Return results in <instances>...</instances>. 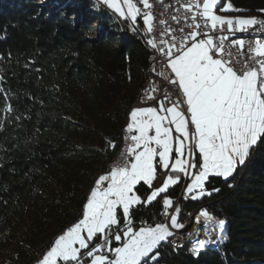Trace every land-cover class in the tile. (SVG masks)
<instances>
[{"label": "trees", "instance_id": "trees-1", "mask_svg": "<svg viewBox=\"0 0 264 264\" xmlns=\"http://www.w3.org/2000/svg\"><path fill=\"white\" fill-rule=\"evenodd\" d=\"M228 2L244 10L228 15L264 18V0ZM148 40L142 15L119 19L93 0H0V248H12L0 264H35L82 217L144 87ZM183 186L182 178L151 204L132 207L131 225L165 224L163 200L173 206ZM204 190L211 194L181 197L175 213L184 221L202 210L225 221L223 242L196 255L169 237L147 264H264V138L233 176H209ZM151 192L137 185L142 200ZM118 218L114 233L124 226L121 210Z\"/></svg>", "mask_w": 264, "mask_h": 264}, {"label": "snow or ice", "instance_id": "snow-or-ice-1", "mask_svg": "<svg viewBox=\"0 0 264 264\" xmlns=\"http://www.w3.org/2000/svg\"><path fill=\"white\" fill-rule=\"evenodd\" d=\"M138 2L148 10L153 7L150 0ZM101 4L133 23L141 15V8L137 6L136 0H95L98 10ZM218 6L220 12L244 11L233 8L228 0H190L184 5L186 12L193 13L187 18L191 23L185 20L186 26L192 31L178 43L175 42L177 38L172 37L174 42L165 53L170 61L168 67L174 73V78L169 83L176 85V91L183 100L173 102L171 107H165L164 100H161L157 102L158 108H137L130 113L131 123L126 131H136L139 135L128 137L133 144L127 149L126 155L135 154L134 162L118 164L109 175L99 178L89 195L82 219L54 241V246L42 258L41 264H85L88 258H91L90 264H141L142 261L147 264L146 258L149 257L157 260L159 253L156 252L154 256L151 254L174 234L167 225L134 230L131 227V208L151 204L162 193L167 192L170 186L179 183L178 176L174 178L170 175L162 186L153 190L144 200L136 195L137 185L141 182L152 188L153 181L156 180L154 162L157 156L160 166L165 171L169 170L173 131L180 134L175 140L178 144L176 151L181 158L175 159L171 172L188 176L189 169L196 168L193 148L198 150L202 161L198 174L192 177V183L187 188L189 194L198 192L197 195L190 196L193 200L211 194L204 190L209 176L222 177L224 180L233 176L237 168L245 164L250 150L264 138V40L257 39L254 46H249L250 59L243 65L247 70L241 72L234 69L231 59L225 58L232 55L225 47L229 35L214 38L210 34L222 31L226 26L227 32L234 36L236 32L243 33L257 25L264 27V20L255 17H222L216 14ZM259 11L264 12V9ZM198 16L201 22H197ZM143 18L147 24V33H151L155 17L151 11H147L143 13ZM173 19L180 23L176 17ZM179 31L183 32L184 29ZM199 36L205 38L198 39ZM147 43L153 49L157 48L154 40L150 39ZM231 47L238 48L243 55L245 40L236 39ZM173 52L179 54L173 58ZM252 62V67H248V63ZM0 92H3L2 88ZM147 98L155 99L151 95ZM181 103L186 105L184 111L180 110ZM6 110L10 113L11 105ZM185 112L189 115L186 116ZM189 123L194 128L191 133ZM150 132L154 134L149 135ZM138 149L142 150L137 151ZM186 153L192 157L191 164L185 158ZM106 182L108 186L102 188ZM172 203L171 199L163 200L165 209L171 207ZM117 209H122L124 226L121 231L114 233L113 226L121 224ZM202 214L208 215L206 212ZM178 215L177 210V215L170 221L171 226L177 229L184 227L177 223ZM224 228L225 221H220L214 227L209 226V235L217 231V242L222 243L225 238ZM121 235L126 238V243L113 250L109 236L120 241ZM97 237L103 242H98L90 249L89 245ZM204 246L205 242L200 241L193 250L194 254L199 255ZM104 251H114L115 259L109 261L107 256L97 255Z\"/></svg>", "mask_w": 264, "mask_h": 264}, {"label": "built area", "instance_id": "built-area-1", "mask_svg": "<svg viewBox=\"0 0 264 264\" xmlns=\"http://www.w3.org/2000/svg\"><path fill=\"white\" fill-rule=\"evenodd\" d=\"M189 2L190 0H163V2H161V0H150V3H152L153 7L149 11L152 12L155 19L153 21V31L149 33V37L151 40H154V42L157 44V48L153 50L154 65L152 71V85L150 86V89L146 92L143 102H137L136 104H134L132 106V110L141 108L146 105L158 106L157 102L161 100H164L165 107H171L173 102H181L183 100V97L179 95L176 91V85H172L169 83V81L172 78H174V73H172L171 69L168 67L170 61L169 58L165 55V53L168 51V47L174 42L172 37H176L177 41L175 42L178 43L179 40H182L190 31H192V29H189L185 23V20H187L188 23L192 22L190 19L187 18L193 15V13H188L184 10V5L188 4ZM177 9H179V11H177ZM194 11L196 10L194 9ZM173 17L179 19L180 23H177L176 19H173ZM260 19H263V17H260ZM197 22H201L199 16L197 17ZM181 28L184 29L183 32L179 31ZM169 30H171L170 35H169ZM249 30H254L256 32H259L260 40H264V27L257 25L255 27L249 28ZM210 34L214 38L217 36L229 35V40L225 41V47L228 51L231 52L232 55L230 57L225 56V58L231 59L233 61L232 66L234 67V69L241 72L247 70L246 68L243 67V65L245 62L249 61L250 55L248 49L249 46H254L255 42L245 41V48L243 50L244 54L241 55V52L238 48L231 47L232 42L236 39H235V35L233 36L227 32L226 26L224 30L211 32ZM204 38H205L204 36L198 37V39H204ZM178 54L179 53L173 52L172 54L173 58L175 57V55ZM237 61H240V63H237ZM253 63L254 62L248 63V67H252ZM153 89H155V91H153ZM149 95L155 97V99L149 100L147 98ZM166 97H170V99H165ZM185 107L186 105H183L181 103L180 110L184 111ZM185 115L188 116L189 114L185 112ZM131 135L132 133H128L126 131V135L123 137V139L119 141L116 152L111 159L113 160V167H108V169L112 170L118 164H124V163L130 164L131 156H127L126 151L133 144V142L128 138ZM177 203L175 207L173 206V208L177 207ZM174 211L175 209L174 210L172 209V212ZM200 211L202 210L194 211L191 214L194 215L195 213H198ZM199 215L201 214L199 213L198 216ZM171 217L172 215H170V218ZM187 219L185 222L186 224H187ZM203 227L205 226H201L198 222V227H197L198 231H196L198 233L194 231L195 233L193 236L190 235L191 237H187L186 234H184L183 230L178 229L174 232V235L169 238V243L172 245V243H180L182 242V240H189V242L193 244L197 239L199 240L198 242H200V240H202ZM217 241L215 242V244L218 243Z\"/></svg>", "mask_w": 264, "mask_h": 264}, {"label": "rangeland", "instance_id": "rangeland-1", "mask_svg": "<svg viewBox=\"0 0 264 264\" xmlns=\"http://www.w3.org/2000/svg\"><path fill=\"white\" fill-rule=\"evenodd\" d=\"M94 1V3H95V0H93ZM137 2V1H136ZM54 5L55 6H58V1L57 2H55L54 3ZM100 6H103V7H105V8H107V6L106 5H103V4H101V5H99V7ZM137 6L138 7H140L141 8V15L143 16V13L144 12H147V11H149L148 9H145L144 7H143V5L142 4H140L139 2H137ZM108 9V8H107ZM111 13H113L116 17H118L119 19H126V18H124V17H120L119 16V14L118 13H115L113 10H111V9H108ZM216 14H218V15H221L222 17H226V18H241L240 16H231V15H228L227 13H225V12H220V11H218L217 10V12H216ZM138 17V16H137ZM144 19V18H143ZM126 20H128V21H131L130 19H126ZM132 22V21H131ZM93 29H96V31L98 32L99 30L98 29H100V26H98V25H94V28ZM142 108V107H141ZM132 112V111H131ZM189 132L191 133L193 130H194V128H193V126L191 125V124H189ZM149 135H153V134H151V133H149ZM172 135H173V133H172ZM180 134L179 133H176V135L174 136L173 135V151H172V153H171V160H170V164H169V170L168 171H166L167 173H170V175L171 176H173L174 178L175 177H179V182L182 180V178H183V189H182V191L180 192V195H179V198L177 199V201L173 204V206L175 207V205H176V203L178 202V201H180V198L181 197H184V198H187V196H191V195H197L198 194V192H194V193H191V194H189L188 192H187V188L191 185V183H192V177H194L195 175H197L198 174V170H199V168H200V163H202V161H201V158H200V155H199V152H198V150H196V149H194L193 148V151L195 152V160H196V157L198 158V160H196V163H197V166H196V168L195 169H189V175L188 176H185L183 173H172L171 172V167H172V164L174 163V161H175V159H178V158H181V157H179V155H178V152L176 151V148L178 147V144H177V142H176V140H175V138L177 137V136H179ZM188 143H189V145L191 146V140H189L188 141ZM153 147H155V145L153 144L152 145ZM140 150H142V149H139V150H137V151H140ZM252 150V149H251ZM251 150H250V152H251ZM158 151H159V149H158ZM250 154V153H249ZM134 157H135V154H133V159L130 161V163H132V162H134ZM186 159H188V161H189V164H191L193 161H192V157L190 156V155H188L187 153H186V157H185ZM248 159V158H247ZM247 159H246V161H247ZM156 161H159V160H157V158H156ZM155 161V162H156ZM154 162V163H155ZM160 162V161H159ZM245 164H246V162H245ZM244 164V165H245ZM243 165V166H244ZM239 167H242V166H239ZM238 167V168H239ZM110 174V172H108V173H104L102 176H104V175H109ZM169 175V176H170ZM206 183V182H205ZM205 185V184H204ZM108 186V184H107V182L102 186V188H106ZM94 187H95V185H94ZM154 187V181H153V184H152V188ZM170 187H172V186H170ZM169 187V188H170ZM93 190V189H92ZM154 190V189H153ZM91 193V192H90ZM90 195V194H89ZM136 195L138 196V194L136 193ZM88 198H89V196H88ZM88 198H87V200H88ZM168 199V198H167ZM87 200H86V202H85V205H86V203H87ZM178 204H179V202L177 203V206H178ZM85 205H84V210H85ZM173 206H171V207H169V211H168V221L165 223V224H162V225H167L168 226V228H169V230L171 231V232H173V234H174V232L176 231V230H178V229H175V228H173L172 226H171V218L173 217V216H176V213H175V211H176V209H177V207L176 208H173ZM172 209L174 210L175 209V211L174 212H172ZM84 210H83V212H84ZM119 210H121L122 211V209H117V216H118V211ZM201 214V215H199V216H203V218L202 219H204L205 221H213V222H215V220L217 221V223L218 222H220V220H218V219H216V218H214V217H212V216H209V215H207V216H205V215H203L202 213H204V211H200V212H198V213H195L194 215H190V218H188L187 219V224L185 223L186 222V220H184V221H180L178 218H177V221H178V224H183L184 225V227L183 228H179V230H183L184 231V234H186V236L187 237H191V236H193L194 235V233L196 232V231H198V222H199V216H198V214ZM170 215H172V217L170 218ZM197 216H198V218H197ZM80 219H82V217L80 218ZM79 219V220H80ZM119 219V218H118ZM213 219H215V220H213ZM78 220V221H79ZM78 221H76L75 223H77ZM75 223H73L71 226H69V227H67V228H65V230L61 233V234H59L57 237H56V239L60 236V235H62V234H64L69 228H71ZM186 224V225H185ZM199 224H200V222H199ZM201 226H205V227H203V229H202V240H200V241H204L205 242V246H204V248L206 247V246H210V245H214L215 244V242L219 239V237H217L216 235H218V233H217V231L216 232H212L211 233V235H209V226L210 225H206V224H200ZM113 227H116V226H113ZM131 227L134 229V230H139L140 228H144V227H140V228H134V226H132L131 225ZM195 231V232H194ZM21 232H22V230H18L17 231V235L19 236V235H21ZM196 233H198V232H196ZM191 235V236H190ZM212 235H214L215 237L213 238V237H211ZM172 237V236H171ZM212 238V239H211ZM55 239V240H56ZM209 239H211V242H208L209 241ZM54 240V241H55ZM112 241V240H111ZM185 241V242H184ZM183 242H180V246H178V247H181L182 246V243H183V246L184 245H186V244H188L189 246H191V249L192 250H194L196 247H198V245H199V240L197 239L196 241H195V243H191V242H189V240H184ZM102 243L103 241L100 239V237H97L95 240H93V242L89 245V248L91 249L92 247H93V245H96L97 243ZM119 242V244L117 245V246H115V247H111L113 250L115 249V248H117V247H123L124 246V244L126 243V238L123 236V235H121V240L120 241H118ZM111 244H112V242H111ZM52 246H54V242H53V244L45 251V252H43L38 258H37V260L35 261V264H41V261H42V258L45 256V254L50 250V248L52 247ZM11 251H12V248H10V247H7V248H0V263H1V261H8L9 260V256H10V254H11ZM86 251H88V250H84V252H86ZM114 253V251H104V252H102V253H97V255H105V256H107L108 257V259H109V261H111L112 260V258H111V256H112V254ZM154 253V252H153ZM152 253V254H153ZM151 254V255H152ZM81 255L83 256V252L81 253ZM114 256V255H113ZM115 257V256H114ZM90 259L91 258H88L87 260H86V262H85V264H90ZM151 261H155V260H152V259H150ZM58 264H63V262H58Z\"/></svg>", "mask_w": 264, "mask_h": 264}, {"label": "bare ground", "instance_id": "bare-ground-1", "mask_svg": "<svg viewBox=\"0 0 264 264\" xmlns=\"http://www.w3.org/2000/svg\"><path fill=\"white\" fill-rule=\"evenodd\" d=\"M257 19H260L257 18ZM261 20H264L261 19ZM235 39H244L245 41H249V42H255V40L260 39V33L256 32L254 30H248L246 32H236L235 33ZM153 65H154V52L152 53L150 60H149V65H148V69H147V74H146V80H145V84L143 89L141 90V92L139 93L137 100L135 102V104L137 102H143V99L145 98L146 92L150 89V86L152 85V71H153ZM126 135V128L123 129L122 131V136L121 139H123V137ZM107 167H113V160H111L108 164ZM203 216H199V222L200 224H206V225H210L212 227H214L217 224V221L215 220V222L213 221H205L204 219H202ZM216 231H213V233ZM218 237V235H216ZM186 237V236H185ZM211 237H215L214 235H212ZM212 239V238H211ZM209 239V240H211ZM184 240H182L183 242ZM185 242V241H184ZM180 243H172V245H179ZM181 245V244H180ZM183 247V243L182 246Z\"/></svg>", "mask_w": 264, "mask_h": 264}, {"label": "crops", "instance_id": "crops-1", "mask_svg": "<svg viewBox=\"0 0 264 264\" xmlns=\"http://www.w3.org/2000/svg\"><path fill=\"white\" fill-rule=\"evenodd\" d=\"M147 107H157L158 108V106L157 105H146V106H143L142 108H147ZM133 111V110H132ZM166 114V113H165ZM131 123V120H130V116H129V119H128V124H127V127H128V125ZM127 127H126V129H127ZM171 127H173L174 128V125H172ZM151 134H154V132H150ZM132 135H139V133L138 132H136V131H134V132H132ZM173 135L175 136L176 135V132L175 131H173ZM139 150V149H138ZM133 159V155L131 156V160ZM157 160H159V157L157 156ZM155 164H156V166L157 165H159V167H160V169H161V172H160V175H157V167H156V180H154V187L152 188V191H153V189L155 190V189H158L160 186H162L163 185V183L164 182H166V180H167V177L170 175V173H167L161 166H160V162L159 161H156L155 162ZM170 167V166H169ZM173 173V172H172ZM174 174V173H173ZM103 175V174H102ZM101 175V176H102ZM100 176V177H101ZM99 177V178H100ZM99 178H98V180H99ZM97 180V181H98ZM95 186H96V184H95ZM95 188V187H94ZM93 188V189H94ZM187 197H189V196H187ZM177 223H178V221H177ZM175 229H177V228H175Z\"/></svg>", "mask_w": 264, "mask_h": 264}, {"label": "water", "instance_id": "water-1", "mask_svg": "<svg viewBox=\"0 0 264 264\" xmlns=\"http://www.w3.org/2000/svg\"><path fill=\"white\" fill-rule=\"evenodd\" d=\"M178 246H180V244Z\"/></svg>", "mask_w": 264, "mask_h": 264}]
</instances>
